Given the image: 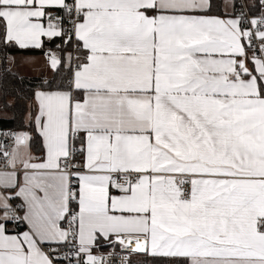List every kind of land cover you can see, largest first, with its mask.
<instances>
[{
    "label": "snow or ice",
    "instance_id": "snow-or-ice-1",
    "mask_svg": "<svg viewBox=\"0 0 264 264\" xmlns=\"http://www.w3.org/2000/svg\"><path fill=\"white\" fill-rule=\"evenodd\" d=\"M226 5L0 0V47L59 40L0 130V264H264V0Z\"/></svg>",
    "mask_w": 264,
    "mask_h": 264
},
{
    "label": "trees",
    "instance_id": "trees-1",
    "mask_svg": "<svg viewBox=\"0 0 264 264\" xmlns=\"http://www.w3.org/2000/svg\"><path fill=\"white\" fill-rule=\"evenodd\" d=\"M220 6V0H216ZM258 0H253V4ZM215 11V10H214ZM258 12V11H257ZM59 40L45 42L44 49H19L0 47V111L8 114L7 118L0 117V127L13 130H27V116L31 111L32 93L44 77H25L11 71L6 65L8 54H44L48 48H54ZM36 145H33L35 151Z\"/></svg>",
    "mask_w": 264,
    "mask_h": 264
},
{
    "label": "crops",
    "instance_id": "crops-1",
    "mask_svg": "<svg viewBox=\"0 0 264 264\" xmlns=\"http://www.w3.org/2000/svg\"><path fill=\"white\" fill-rule=\"evenodd\" d=\"M246 4H253L252 0H244ZM226 0H220V9L226 7ZM231 10V9H229ZM8 57H14L9 60ZM7 68L17 74L25 77H44L52 75V70L48 67V63L44 54H8L6 56ZM0 117L7 118L6 112L0 111Z\"/></svg>",
    "mask_w": 264,
    "mask_h": 264
},
{
    "label": "built area",
    "instance_id": "built-area-1",
    "mask_svg": "<svg viewBox=\"0 0 264 264\" xmlns=\"http://www.w3.org/2000/svg\"><path fill=\"white\" fill-rule=\"evenodd\" d=\"M238 2H239V3H244V4H245V1H244V0H238ZM257 14H258V12H257ZM250 15H251V13H250ZM0 130L7 131V130H13V129L0 127ZM110 250H111V249H110L109 247H106V248L104 249V251H110ZM117 251H119V250L117 249ZM139 259H140V257H133V260H134V261H138Z\"/></svg>",
    "mask_w": 264,
    "mask_h": 264
},
{
    "label": "rangeland",
    "instance_id": "rangeland-1",
    "mask_svg": "<svg viewBox=\"0 0 264 264\" xmlns=\"http://www.w3.org/2000/svg\"><path fill=\"white\" fill-rule=\"evenodd\" d=\"M252 2H253V0H252ZM246 4V3H245ZM19 130H22V129H19ZM23 130H26V129H23Z\"/></svg>",
    "mask_w": 264,
    "mask_h": 264
}]
</instances>
